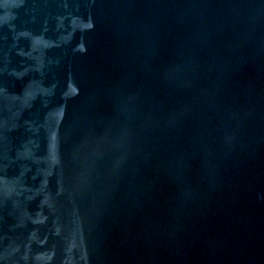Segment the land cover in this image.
Returning <instances> with one entry per match:
<instances>
[{
  "label": "water",
  "instance_id": "1",
  "mask_svg": "<svg viewBox=\"0 0 264 264\" xmlns=\"http://www.w3.org/2000/svg\"><path fill=\"white\" fill-rule=\"evenodd\" d=\"M264 173V0H0V264H227Z\"/></svg>",
  "mask_w": 264,
  "mask_h": 264
}]
</instances>
